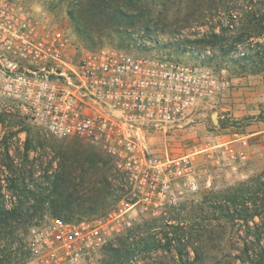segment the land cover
<instances>
[{"label":"rangeland","instance_id":"374dc122","mask_svg":"<svg viewBox=\"0 0 264 264\" xmlns=\"http://www.w3.org/2000/svg\"><path fill=\"white\" fill-rule=\"evenodd\" d=\"M11 1L67 31L74 61L102 48L167 54L190 64L205 62L225 86L200 106L193 121L152 138L150 149L161 157L191 162L199 187L193 193L185 181H174L171 201L158 217L129 210L137 198L101 149L79 139L55 138L31 122L23 130L0 129V178L17 168L30 188L36 189L32 179L51 191L64 167L70 180L62 217L55 212L57 201L41 204L40 212L26 220L30 230L56 218L77 222L122 214L131 225L113 224L105 245L80 264H248L247 256L259 252L252 242L260 233L264 243V220L245 221L240 199L247 198L252 209L264 203L257 180L264 172V29H259L264 0ZM222 30L223 39L212 46L206 36ZM0 186L7 194L5 181ZM29 234L1 241L12 251L1 260L30 252L25 264H38Z\"/></svg>","mask_w":264,"mask_h":264},{"label":"built area","instance_id":"2783aa9c","mask_svg":"<svg viewBox=\"0 0 264 264\" xmlns=\"http://www.w3.org/2000/svg\"><path fill=\"white\" fill-rule=\"evenodd\" d=\"M67 31L32 16L11 0H0V129L43 127L58 139H79L101 149L127 180L137 200L129 210L158 217L171 201L173 182L199 189L191 162L163 158L150 149L158 134L193 121L200 106L224 88L215 69L167 54L135 55L102 48L74 61ZM17 119V122H12ZM111 216L77 222L54 219L29 236L38 264H80L102 248ZM120 232V230H118Z\"/></svg>","mask_w":264,"mask_h":264},{"label":"trees","instance_id":"16d2710c","mask_svg":"<svg viewBox=\"0 0 264 264\" xmlns=\"http://www.w3.org/2000/svg\"><path fill=\"white\" fill-rule=\"evenodd\" d=\"M259 27L261 30L264 29L263 22L259 24ZM223 33L224 30H222L221 33L207 35L206 38H208L210 44L213 46L216 45V41H221L223 39ZM221 51L225 52L226 50L221 48ZM1 116L2 115H0V120L2 121L3 118ZM63 168L64 167H62L61 172L59 171L58 174L54 176V180L51 182V185L53 186L51 191H49V187H43L41 183L34 182L32 179L31 182L36 185V189L30 188L25 172L18 170L17 168L15 170L11 169V172H2L0 182L5 181L6 189L8 190V193L4 194L3 189L1 188L2 186H0V261L4 264H25L27 258L30 257L29 252L20 258H12V260L9 261H7V259L1 260L4 258V253H6V257L12 254V251L9 250L11 246L9 248L6 244L2 245L1 241L10 239L14 236L17 238L28 236L31 227L26 225V220L40 212L38 207L41 204H46L49 201L51 203L57 201L59 209L55 212L60 214V216L62 215L64 208L62 207L61 202L64 198V188L70 182V180L66 178L67 172ZM263 177L264 172L257 178L258 183L262 188H264ZM262 188H259V190L263 191L261 190ZM240 199H242V212L246 214V217L244 218L245 221L248 219H254L256 216L264 220V203H260L259 205L254 204V209H252L247 205V198H244L241 195ZM30 202H34L35 204L29 205ZM32 210H34V213H32ZM255 226L256 228H259V225L256 224ZM260 236L261 233L258 235V238L252 242L254 245H258L259 252L256 253L254 258L247 256L246 261L248 264H264V243H262ZM13 251V253L17 252V250ZM247 252L248 250H246V253Z\"/></svg>","mask_w":264,"mask_h":264}]
</instances>
